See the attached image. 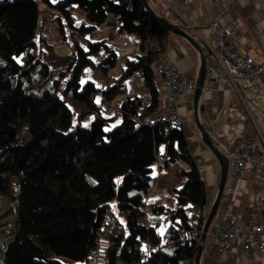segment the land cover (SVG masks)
<instances>
[{
  "label": "trees",
  "instance_id": "trees-1",
  "mask_svg": "<svg viewBox=\"0 0 264 264\" xmlns=\"http://www.w3.org/2000/svg\"><path fill=\"white\" fill-rule=\"evenodd\" d=\"M110 17L140 50L114 77L118 53L93 39ZM172 34L143 0H0V198L18 205L0 264H95L101 239L110 241L107 264H196L205 181L183 124L152 119L162 95L154 68ZM58 45L71 52L59 55ZM87 68L102 88L82 81ZM138 72L148 103L127 95ZM178 162L188 169L175 206L149 202L153 166Z\"/></svg>",
  "mask_w": 264,
  "mask_h": 264
},
{
  "label": "crops",
  "instance_id": "crops-1",
  "mask_svg": "<svg viewBox=\"0 0 264 264\" xmlns=\"http://www.w3.org/2000/svg\"><path fill=\"white\" fill-rule=\"evenodd\" d=\"M148 1L159 15L183 26L195 38L202 46L207 62L211 63L214 60L209 46L215 47L219 37L216 29L212 26L216 21L221 25L237 22L238 28L231 40L235 44L239 56L248 55L264 60V0H197L196 4H192L188 0ZM119 26L117 20L110 17L106 23L97 25L96 32L99 31L98 36L101 37L98 39L107 42L123 41L121 49H116L110 44L118 53V62L121 59V64H123L125 60L137 57L140 50L137 39L129 33H122ZM247 34L251 36L252 43L248 41ZM169 41L170 51L165 57L177 61L183 77L196 83L202 66L200 53L188 41L175 34L170 36ZM219 68L223 70L220 66ZM102 83L103 80L99 85L101 88L104 86ZM160 86L163 90L161 82ZM208 88L213 90L212 93L207 92ZM127 92L128 96H141L146 103L149 102L150 94L143 82L142 74L139 72L128 80ZM193 101L194 92L179 95L174 100V104L185 117L183 127L189 141L190 152L196 159L205 181L206 209L210 213L218 192L221 167L218 157L204 142L195 122ZM199 115L206 128L214 130L216 134H226L225 142L232 143L244 135L254 136L257 140V150L264 151L263 84L252 86L245 78L235 80L226 78L222 85H218L211 80L208 74L200 98ZM250 166L251 170L236 177L229 165L227 183L214 217V219L227 217L225 212L227 204L224 202V197L231 189L234 192L231 197L232 210L238 217L242 233L247 231L248 222L252 216H256L264 226V164L250 162ZM187 169L188 166L184 162H178L171 169L159 171L158 175L156 174L157 183L148 198L149 202L153 201L155 204L161 201L163 203L164 197L168 196L169 207L175 206L176 200L172 199L170 192L181 187L184 183ZM201 264H261V260L258 256L251 257L240 245L221 252L215 235L210 229L204 245Z\"/></svg>",
  "mask_w": 264,
  "mask_h": 264
},
{
  "label": "built area",
  "instance_id": "built-area-1",
  "mask_svg": "<svg viewBox=\"0 0 264 264\" xmlns=\"http://www.w3.org/2000/svg\"><path fill=\"white\" fill-rule=\"evenodd\" d=\"M196 4L197 0H188ZM219 37L215 47L209 46L214 56L207 71L211 80L222 85L226 78L231 80L247 79L252 86L264 85V60L250 56H239L232 37L235 36L238 28L237 22L233 21L227 25L214 22L212 25ZM248 41L252 43V38L247 34ZM219 66L223 69L220 70ZM155 79L163 85L161 95V105L158 112L153 116V121H165L172 125H181L185 117L179 112L174 104V100L179 95L192 93L196 89V83L188 81L180 73L177 61L165 58L154 68ZM208 88L207 92L212 93ZM208 133L222 143V150L227 153L230 168L236 177L247 170H251L250 162L264 164V151L256 148L257 140L254 136L244 135L235 139L232 143L225 142L226 134H216L214 130L208 129ZM234 192L229 189L224 197L226 202L227 217L217 219L211 223V231L219 244V250L223 252L235 245L242 246L251 257L258 256L261 264H264V226L256 216L249 219L247 231L242 233L239 228L238 217L232 210L233 201L231 199ZM110 241L101 239L96 252L95 264H107Z\"/></svg>",
  "mask_w": 264,
  "mask_h": 264
},
{
  "label": "water",
  "instance_id": "water-1",
  "mask_svg": "<svg viewBox=\"0 0 264 264\" xmlns=\"http://www.w3.org/2000/svg\"><path fill=\"white\" fill-rule=\"evenodd\" d=\"M146 9L158 20L160 21L171 33L185 39L186 41H188L201 55L202 57V66H201V71H200V76L196 82V89L194 91V101H193V109H194V118H195V122L202 134V138L204 140V142L206 143V145L213 151V153L218 157L219 162H220V167H221V179H220V183H219V187H218V192H217V196H216V200L211 208V211L209 213V216L207 218V221L205 223V226L203 228V233H202V237H201V241H200V245L198 248V253H197V257H196V264H201V258H202V253H203V249H204V245L206 242V238L210 232V226L211 223L218 211L221 199H222V195L224 192V188L225 185L227 183V179H228V171H229V160H228V156L227 153L224 150H219L217 147L219 148H223L222 147V143L217 140L215 137L211 136L208 133L207 128L202 124V121L200 119V98L203 94V90L205 87V82L207 79V61L204 55V51L202 46L195 40V38L186 31V29L183 26L177 25L171 21H169L168 19H166L165 17L159 15L149 4L148 0H143Z\"/></svg>",
  "mask_w": 264,
  "mask_h": 264
},
{
  "label": "rangeland",
  "instance_id": "rangeland-1",
  "mask_svg": "<svg viewBox=\"0 0 264 264\" xmlns=\"http://www.w3.org/2000/svg\"><path fill=\"white\" fill-rule=\"evenodd\" d=\"M55 1H57V0H55ZM40 6L42 8H44V5L42 3L40 4ZM75 15H76L78 20H81L84 18L85 13L83 10L76 7ZM54 24L49 22L47 25V30L51 36L52 42H55L59 38L58 34H57L58 33L57 24L55 22H54ZM98 35H99V31H97L96 34L93 35V39L94 40H102V39H98V38H101ZM130 35H132L135 39H137V37L134 33H131ZM106 43L113 45V47L116 49L117 48L121 49V47L123 46V41H120V42H118V41H115V42L108 41L107 42L106 41ZM130 44L132 45V42ZM55 49L59 55H66V54H69L71 52V49L66 45H58V46H56ZM165 58L166 57H164L163 59H165ZM121 63H122V60L120 59L117 67L111 73L112 76H118L119 70L122 67ZM87 80H93L97 84L101 85L100 73L98 71H96V69L87 68L86 70H84L82 81L85 82ZM117 122H119V120H117ZM153 168H154V175H156V174L158 175V172L162 171V170H159L158 164H155L153 166ZM163 171H166V169ZM156 183H157V181H156ZM174 190L175 189H173L170 193H172ZM167 198H168V196L164 197L163 203L160 201L162 205L169 206V204L167 203ZM172 199H173V197H172ZM151 203H153V201H151ZM17 214H18V205L17 204H12L9 202V200H6L4 198H0V260H3V258H4L3 252H4V249L7 245L5 243L10 241L13 237V234L15 235V233L17 231ZM161 220H162V222H161V226L159 228V231L162 233V232H164V230L169 225V221L165 220V215H163L161 217Z\"/></svg>",
  "mask_w": 264,
  "mask_h": 264
},
{
  "label": "bare ground",
  "instance_id": "bare-ground-1",
  "mask_svg": "<svg viewBox=\"0 0 264 264\" xmlns=\"http://www.w3.org/2000/svg\"><path fill=\"white\" fill-rule=\"evenodd\" d=\"M210 63L209 62H207V67H208V65H209ZM207 73H208V71H207Z\"/></svg>",
  "mask_w": 264,
  "mask_h": 264
},
{
  "label": "snow or ice",
  "instance_id": "snow-or-ice-1",
  "mask_svg": "<svg viewBox=\"0 0 264 264\" xmlns=\"http://www.w3.org/2000/svg\"><path fill=\"white\" fill-rule=\"evenodd\" d=\"M85 127H87V125H85Z\"/></svg>",
  "mask_w": 264,
  "mask_h": 264
}]
</instances>
